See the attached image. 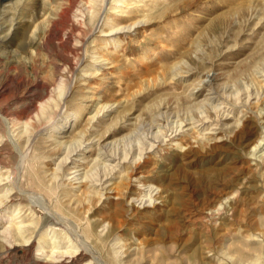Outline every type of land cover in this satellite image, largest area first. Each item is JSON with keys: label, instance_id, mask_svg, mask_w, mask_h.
<instances>
[{"label": "rangeland", "instance_id": "obj_1", "mask_svg": "<svg viewBox=\"0 0 264 264\" xmlns=\"http://www.w3.org/2000/svg\"><path fill=\"white\" fill-rule=\"evenodd\" d=\"M49 1L0 0V264H264V0H77L67 43Z\"/></svg>", "mask_w": 264, "mask_h": 264}, {"label": "bare ground", "instance_id": "obj_2", "mask_svg": "<svg viewBox=\"0 0 264 264\" xmlns=\"http://www.w3.org/2000/svg\"><path fill=\"white\" fill-rule=\"evenodd\" d=\"M13 1V0H12ZM20 0H18V2H19ZM77 0H61L59 3H54V2H50L49 1V3L48 4H50L51 3V5H47V6H45V5H43L42 4V2H41V6H40V10H38L37 11V16L40 18L39 19V22L41 23V28H40V32H41V35H42V38H45V39H47V40H51V39H53V38H57V39H59L61 42H69V38H70V34H71V32H66L65 31V35L64 36H62L61 35V32L63 31V29H64V26H65V24L70 20L69 19V12H70V10H71V8H72V6H74V4H76L75 2H76ZM104 1V0H103ZM14 2H16V1H14ZM17 2V3H18ZM17 3H16V5H17ZM26 3V2H25ZM84 3V2H83ZM15 4V3H14ZM78 4V3H77ZM88 4V3H87ZM86 4V5H87ZM5 5V4H4ZM9 5H10V2H9ZM19 5V4H18ZM11 6V5H10ZM17 7L15 6V9H16ZM102 8V7H101ZM121 8V7H120ZM126 8L128 9V7L126 6ZM1 9H2V7H1ZM37 10V9H36ZM99 10V9H98ZM4 11V10H3ZM11 11V10H10ZM120 11V10H119ZM5 13V12H4ZM14 13V12H13ZM97 13V12H96ZM118 13V12H117ZM120 13V12H119ZM118 13V14H119ZM2 14V13H1ZM117 14V15H118ZM91 15V14H90ZM100 15V14H99ZM120 16L122 15V14H119ZM129 14H127V16H128ZM17 16V15H16ZM113 16V15H112ZM119 16V17H120ZM18 17V16H17ZM100 17H101V15L100 16H97V17H94L93 18V22H92V26L90 27V32L89 33H92V31H94L97 27H98V25H99V23H100ZM118 17V16H117ZM91 18L92 17H90V18H88V22H86V23H88L87 25H89L91 22H90V20H91ZM113 18V17H112ZM116 18V17H115ZM8 19V18H7ZM120 19V18H119ZM118 19V20H119ZM4 20H5V18H4ZM114 20V19H113ZM125 20V19H124ZM15 21V20H14ZM5 22V21H4ZM10 22H11V19H10ZM115 22H117V21H115ZM114 22V23H115ZM13 23V22H12ZM20 23V22H19ZM2 24H4V23H2ZM86 25V26H87ZM6 26H7V24H6ZM5 26V27H6ZM10 26V25H9ZM117 26V25H116ZM22 27V26H21ZM26 27H27V25H26ZM9 28V27H8ZM5 28L4 27H0V31L2 32L3 30H4ZM10 30H12V32L9 34V32H10ZM9 31V32H8ZM8 31L7 32H5L4 33V39L5 40H8L7 38H10V35H12L13 33H21V34H26L27 32H28V30L26 29V30H24V29H20L19 27H18V25L14 22L13 24H12V26L8 29ZM79 31V33L80 32H83V30H82V28H80V30H78ZM3 33V32H2ZM68 33H70V34H68ZM77 33V32H76ZM41 35H40V37H41ZM14 37V36H13ZM42 40V39H41ZM23 41H24V39H23ZM35 41H37L38 42V40H35ZM25 42V41H24ZM21 44V43H20ZM47 44V43H46ZM19 45V44H18ZM21 46V45H20ZM23 46V45H22ZM27 49V48H26ZM34 49V48H33ZM29 50V49H28ZM5 65V64H4ZM20 66V65H19ZM8 74H10V73H8ZM11 76H12V74H11ZM10 79V78H9ZM22 79V78H21ZM8 83V82H7ZM5 84V83H4ZM10 86V85H9ZM44 86V85H43ZM4 88V87H3ZM189 96V95H188ZM262 96V95H261ZM190 98H191V96H190ZM16 103V102H15ZM259 109V108H258ZM6 112V111H5ZM262 113V112H261ZM13 114V113H12ZM261 115V114H260ZM0 117L2 118V122H3V124H4V127L6 128V135H7V138H8V140L11 142V144H13V147L15 148L16 146H15V144L13 143V140L11 139V137H12V135L10 134V132H9V121H8V119L6 118V116L5 115H3L2 113H1V111H0ZM129 118V117H128ZM127 118V119H128ZM13 121V120H12ZM1 123V122H0ZM12 126V125H11ZM181 128V127H180ZM191 129V128H190ZM5 133V132H4ZM32 133H34V132H32ZM177 134V133H176ZM19 137V136H18ZM197 137V136H196ZM202 137V136H201ZM200 137V138H201ZM46 139V138H45ZM29 140V139H28ZM182 142H181V144L183 143V141H184V145H185V148L187 147V148H189V150H190V144H191V140L190 139H188V138H184V139H180ZM194 140V139H193ZM160 141V140H159ZM200 141V140H199ZM20 144V143H19ZM24 144V143H23ZM182 144V145H183ZM180 145V144H179ZM181 145V146H182ZM192 145V144H191ZM263 145V144H262ZM261 145V146H262ZM160 147V146H159ZM22 148H24V147H22ZM186 148V149H187ZM263 149V148H262ZM189 150H187L186 152L184 151V153H182L183 155H188V153H189ZM264 151V150H263ZM157 152V151H156ZM258 153H259V150L257 151ZM110 155V154H109ZM256 155V154H255ZM182 156V155H181ZM183 157V156H182ZM149 158V157H148ZM185 158V157H184ZM145 159V158H144ZM135 161V160H134ZM136 162V161H135ZM130 163V162H129ZM144 166L146 167L147 165L146 164H144ZM78 169V168H77ZM181 169V168H180ZM133 170V168L132 169H130V170H128V172H130V171H132ZM175 172V171H174ZM119 174V173H118ZM114 175V174H113ZM130 175V174H129ZM85 176V175H84ZM125 176V175H124ZM136 178V177H135ZM1 180V179H0ZM1 183V182H0ZM98 184V183H97ZM10 185V184H9ZM16 186V185H15ZM112 187H109L108 188V190L109 189H111ZM156 188V187H155ZM159 188V187H158ZM169 189V188H168ZM2 190V188L0 187V191ZM170 190V189H169ZM14 191H15V195L14 196H12V197H10V194H8V192H6L5 191V193H3V194H1L0 195V206L2 205V204H5V202H7L8 201V198L10 197L11 199L13 198V197H15V196H21V195H26V196H28V197H35V195L34 194H32V193H29V192H26V190L25 191H20V190H18L17 188L16 189H14ZM157 191V190H156ZM107 196V195H106ZM115 198V197H114ZM11 199H9V200H11ZM14 199V198H13ZM115 201V200H114ZM18 203V202H17ZM3 206V205H2ZM46 213V212H45ZM48 214V213H47ZM51 214V213H50ZM49 215V214H48ZM53 215V214H52ZM6 216V215H5ZM12 216H14V215H12ZM59 217V216H58ZM58 217H56V218H58ZM10 218V217H9ZM9 218H7V219H9ZM12 219H13V217L11 218V222L10 223H12ZM50 219V218H49ZM55 219V218H54ZM15 221V220H14ZM107 221V220H106ZM55 222V221H54ZM60 223V222H59ZM61 224V223H60ZM64 225V224H63ZM14 226V225H13ZM15 228H18V225L17 226H15ZM112 228V227H111ZM120 228V227H119ZM20 230V229H19ZM70 230V229H69ZM16 231V230H15ZM68 231V230H67ZM29 232V231H28ZM20 234H21V232H20ZM25 236V234H23V237ZM27 238V237H26ZM84 242V241H83ZM82 243V242H81ZM80 243V244H81ZM82 247H84L83 245H82ZM82 252H85L86 250L84 249V248H81L80 249ZM91 253V252H90ZM92 254V253H91ZM90 254V255H91ZM77 256V255H76ZM49 259V258H48ZM83 259V258H82ZM69 260V259H68ZM101 261V260H100ZM99 261V262H100ZM79 262V261H78ZM39 264V263H38Z\"/></svg>", "mask_w": 264, "mask_h": 264}]
</instances>
